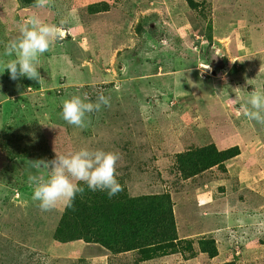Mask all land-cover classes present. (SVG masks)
Masks as SVG:
<instances>
[{"label": "rangeland", "instance_id": "1", "mask_svg": "<svg viewBox=\"0 0 264 264\" xmlns=\"http://www.w3.org/2000/svg\"><path fill=\"white\" fill-rule=\"evenodd\" d=\"M116 1L118 8L113 7ZM102 2L110 7L105 13L102 5L95 8L98 12L92 15L84 7ZM196 2L197 8L190 9L184 0H49L46 7L37 8L33 0L30 6H20L19 10L17 0H0V52L9 39L18 35L20 23L29 16L37 15L48 23L66 21L62 28L68 29L67 39L57 42L43 55L38 69L42 80L32 84L33 88L41 85L48 90L44 101L52 115L49 130L59 137V141L68 143V128H74L69 133V144L75 150L89 147L115 153L120 141L126 137L130 140L131 136L139 134L138 128L143 121V127L148 130L147 136L140 141L145 149L143 157L153 158L150 167L156 161L160 172L167 173L162 177L165 179L169 178L168 170L175 171L174 157L178 152L213 141L217 147L237 146L241 151L238 162H226L224 171L218 168L210 171L213 176L224 178L228 195L241 181V172L242 182L243 179L249 181L250 177L254 178L253 181L261 180L260 170L264 174V125L243 115L246 91L264 90V0ZM175 3L180 6L175 7ZM241 63L247 64L243 70L240 69ZM247 84L252 89L246 88ZM0 86L4 91L0 95L7 102L1 98L0 101L3 106L8 105L7 109H12L3 111L4 116L0 118V138L9 134L15 137L18 134L11 127L8 116L12 115V120L17 116L19 121L29 124L30 118L20 113L29 106L24 96L15 97V102L10 90L17 95L29 92L23 81L21 84L20 81L6 82L3 74H0ZM101 92L110 97V106L89 114L85 128L68 125L66 138L65 130L61 128L63 125H59L56 108L61 109L63 100L83 93H89L95 101ZM20 100L25 104L24 108ZM236 104L241 106L237 109ZM37 111L38 117L46 114L44 109L38 108ZM7 126L10 129L5 128ZM119 126L122 131L116 135ZM151 136L156 137L152 139ZM10 145L11 142L0 145V168H9L10 176L15 168L17 174L18 170L25 173L26 167H19V161L27 166L30 160L23 154L14 156ZM46 146L47 141L43 148ZM117 156L119 165L121 158ZM189 182L176 189L177 196L182 198L178 201L184 206L189 205L190 193H198V188H194L197 183ZM246 184L248 188H258L259 193L264 194L263 181ZM11 185L8 179L0 182L3 193H9ZM25 186L31 189L29 183ZM134 190L143 191L142 184ZM244 193L247 199H253L255 205L254 195ZM25 204L22 202L21 212L27 209ZM56 207L61 206L58 204ZM13 208L9 207L1 217L0 225L5 226L3 230L8 231L12 225L8 231L11 237L29 241L31 249L49 253V256L28 250L21 244L19 247L15 245L13 252L5 253L0 264H109L108 258L82 242L69 244L68 248L59 242L53 243L47 236L49 228L40 231L39 222H36L34 232L36 238L32 239L31 231L30 239H25L27 236L22 232L20 215L18 211L14 213ZM263 212L261 217H264ZM197 214L201 216V212ZM49 217L52 220L51 216L36 215L43 222ZM201 221L199 219L198 229L206 225ZM207 234L219 237V240H214L220 255L217 262L221 261L224 253H228L229 245L233 246L237 240L236 244L240 245L244 238L231 226L228 232L219 226L214 231L210 228ZM41 235L47 236L45 242ZM8 248L5 244L4 249L10 251ZM67 252L69 258L58 257ZM81 257L89 260L82 263ZM164 263L183 264L174 256Z\"/></svg>", "mask_w": 264, "mask_h": 264}, {"label": "trees", "instance_id": "2", "mask_svg": "<svg viewBox=\"0 0 264 264\" xmlns=\"http://www.w3.org/2000/svg\"><path fill=\"white\" fill-rule=\"evenodd\" d=\"M32 1L17 0V5L24 7L27 4L31 5ZM184 2L190 9H196L198 6L196 0H184ZM99 5L103 6V11H101L104 13L110 9L105 2L84 7L92 15L94 12H98L95 8H98ZM113 7L118 8L117 1ZM120 12L124 13L125 10H120ZM20 19L23 20L22 18ZM221 57L224 58L223 53ZM246 66L247 64L241 63L240 69L243 70ZM3 78L6 82H16L10 79L7 71L3 73ZM17 81H20V84L23 81L29 93L17 95L10 90L12 92L11 96L15 102V97H25V102L29 107L24 108L25 104L20 100L24 108L20 113L24 117L30 118L29 124L19 121L20 118L17 116L12 120V115H9V123L11 122V127H14L15 133L18 135L12 137L9 134L6 138H0V145L11 142L10 146L13 149L14 156L15 154H23L29 160H51L55 158L56 153L70 154L77 151L72 144H69V133H72L75 129L68 128L67 138L65 133H67L68 124L60 116L61 109L56 108V114H59V125L65 126V128L63 126L61 128L65 130L63 134L66 135L68 143L65 141L63 143L60 142L59 137L49 130L51 128L52 115L46 107L47 102L44 101L48 90L44 87L41 88V85L33 88L32 84L38 82L26 77ZM262 81L264 82V79ZM222 86H226V84ZM1 87L3 86H0V94L4 92ZM246 88L252 89L249 84L246 85ZM117 89L119 87L114 91ZM85 95L90 96L89 93H83L81 97ZM0 98H3L2 95H0ZM90 98L92 100V96ZM2 100L7 102L5 99ZM3 105V102L0 101V118L4 116L3 111L12 110L11 108H6L7 104ZM39 106L46 107L41 108L46 110V114L40 117L36 116ZM240 106L236 104L237 109ZM24 111L27 112V116ZM38 119L42 121L40 122ZM6 125L8 124L4 126ZM5 128L10 129V126ZM117 129L115 131L116 135L119 131H122V127L119 126ZM138 133L136 136H131L130 140H127L126 137L120 141L119 152H115L121 158V163L118 165L117 162L116 168L118 172L117 179L122 185V191L116 196L109 199L104 192H91L86 189L82 196H77L72 208H66L63 204H59L60 208L56 207L48 213L41 211L37 207V203H31V206L21 212L17 210V207L21 205H13L8 195L5 192L3 193L0 187V218L9 210V207L14 206V213L18 211L20 215L22 232L27 236L25 239H30L31 231L32 239L36 238L34 232H36V222H39L40 231L44 232L46 227L49 228L47 236L52 238L53 243L75 244L82 242L84 245L95 246V250L100 252L101 256L106 255L109 264H145L148 262L165 264L164 262L171 259V256L177 257L182 263L196 259L199 264H241L239 257L217 262L219 252L214 245V240L209 238L210 236H205V234L210 228L214 231L215 227L218 228L223 225L225 222L224 216L219 215L218 221L214 222L211 221L210 216H202V213H212L224 209L225 202L222 200V196L218 194L223 191L224 178L213 176L210 171L215 168L224 171L226 162L239 157L240 149L231 145L229 147H217L213 141V143L203 144L188 151L178 152L174 157L175 171L169 172L168 170L169 178L165 179L162 177L163 175L166 176L167 173L160 172L156 161H153V166L150 167L153 158L143 157L145 149L140 141H143L142 139L148 133V130L143 127V121L140 128H138ZM154 137L156 136H151L152 139ZM66 138L64 137V139ZM46 141L47 146L43 148ZM22 165L26 167V174L20 170H18L19 173L17 174V169L15 168L10 176L8 174L9 168H0V182L8 179L12 184L9 194H11V190L14 187L18 190L21 189V184L19 183L22 182V179L28 180V171L29 173L30 171L36 172V170H30L23 162L19 161V167ZM39 174L46 176L47 170L40 169ZM189 181L198 184H195L194 188H198L197 194L199 196L197 197V195L190 193L192 197L187 199L189 205L184 206L178 201L182 200V198L180 195L177 196L176 189L179 185L190 184ZM140 184H142L143 191H135L134 187L136 188ZM204 185L207 186L206 190L203 189ZM236 185H239V182ZM203 191H207L210 198H207ZM22 200H25V198H22ZM197 212H201V216ZM37 214L49 215L52 220L49 217L46 222L40 221L36 218ZM199 219H202V225L203 223H206V225L198 229ZM2 226L5 228L4 225ZM47 236L41 235L40 237L44 241ZM23 241L28 250L49 256V253H41L42 251L31 249L27 243L29 241ZM7 252L8 250L4 249V255ZM58 257L67 259L70 254L67 253ZM81 259L83 263L88 257H81Z\"/></svg>", "mask_w": 264, "mask_h": 264}, {"label": "clouds", "instance_id": "3", "mask_svg": "<svg viewBox=\"0 0 264 264\" xmlns=\"http://www.w3.org/2000/svg\"><path fill=\"white\" fill-rule=\"evenodd\" d=\"M49 0H34V6L44 8ZM59 24L48 23L37 15L25 18L19 25L18 35L9 39L0 52V74L8 72L10 79L20 78L42 80L38 69L41 58L59 41L68 37V29ZM110 106V97L103 92L92 101L87 95L71 96L63 100L60 116L64 122L77 128L87 127L89 114ZM243 115L250 121L264 125V90L248 92L243 101ZM117 155L111 151L81 147L70 154H57L51 160H30L27 167L36 170L28 175L31 185V199L43 212L63 204L72 208L77 196L87 189L91 192H104L109 199L122 191L116 168ZM46 169L47 175L39 174Z\"/></svg>", "mask_w": 264, "mask_h": 264}, {"label": "crops", "instance_id": "4", "mask_svg": "<svg viewBox=\"0 0 264 264\" xmlns=\"http://www.w3.org/2000/svg\"><path fill=\"white\" fill-rule=\"evenodd\" d=\"M174 5L175 7L180 6V4L178 3H175ZM43 107L44 106H39V108H43ZM38 112L39 111H37L36 113ZM239 160H240L239 157L234 159V161H237V162ZM258 174H259V170H258ZM240 177H241V181H239V185H237L236 187L233 186V188L231 189V192H228V195L225 193L224 182H223L222 184L223 191L222 193H218L220 196H222V200L225 202L224 207H223L224 209H220L221 213L218 211H215L212 213H202V216L203 217L210 216L211 221L214 222V219H217L219 215H223L225 222L223 223V225H220V227L224 228L228 232V229L231 226L233 227L234 232H237L238 234V232L240 231L241 237L244 236V238L240 240V245L236 244V242L239 240H237L236 242L235 241L233 242L234 243L233 246H235V248L233 249L234 252H232L233 246L231 245L228 246L229 247L228 253H224L221 261L223 260L227 261L233 257H239L241 259V264H252V263L264 264V258L262 257L263 249H264V242H263L264 241V217L260 216L261 211H264V194H260L258 188H253V187L248 188V185L246 184V183L248 184L249 183L250 184L259 183V181H263V184H264V174L260 170V177L262 179L259 181H253L254 178L252 179V177H250L249 181H246L248 180L246 179L244 180V182H242V172L240 173ZM26 183H29L28 180L22 179V182L19 183L21 184L20 190L15 189V191L13 193L11 192V194L5 193L6 195H8L13 205H18V206L21 205L20 207L16 206L17 210H19L23 206L22 202L26 203L27 207H29L31 203H34L31 199L32 189H28L25 186ZM203 189L206 190L207 186L204 185ZM244 192L246 193L250 192L252 195H254L255 205H254L253 199L252 198L247 199ZM203 194H205L207 198H210L207 195L208 194L207 191H203ZM229 194L231 195L230 197L232 198L229 197ZM196 195L197 197L199 196L198 194ZM22 198H25V200H22ZM48 213H50V211H48ZM0 221H1V218H0ZM230 222H233V224L230 225ZM11 228H12V225L9 226L8 231L11 230ZM3 229L4 227L0 225V260H2V257L4 256L5 244L8 247H10L8 248L10 249V251H8L7 253L13 252V248L15 247V245L17 247H19L21 244L24 245L23 240L21 241L18 238L11 237L8 231L3 230ZM217 229L218 228L215 227V230ZM207 235L210 236L209 238H212L213 240H219V237L218 238L215 236L213 237V235H210V234H207ZM234 240L236 239L234 238ZM63 246L65 248L70 247L69 244H63ZM86 246H90L91 250L93 251L95 250V246H92V245H86ZM145 264H152V263L148 262ZM183 264H199V262L198 260L194 259V260L183 262Z\"/></svg>", "mask_w": 264, "mask_h": 264}]
</instances>
